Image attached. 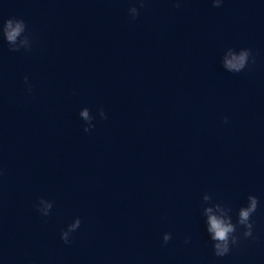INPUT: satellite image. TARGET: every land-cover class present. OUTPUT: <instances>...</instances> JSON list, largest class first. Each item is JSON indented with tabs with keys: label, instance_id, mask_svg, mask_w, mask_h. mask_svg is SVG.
<instances>
[{
	"label": "clouds",
	"instance_id": "obj_1",
	"mask_svg": "<svg viewBox=\"0 0 264 264\" xmlns=\"http://www.w3.org/2000/svg\"><path fill=\"white\" fill-rule=\"evenodd\" d=\"M224 0H212L213 7H220ZM140 8H143L145 0H138ZM179 7V2L176 3ZM131 19L135 20L139 14L140 9L136 6L129 8ZM0 37L8 44L9 51L25 52L31 51L33 47V39L28 29V24L23 18L9 17L0 20ZM222 67L231 73H240L249 67L250 64L255 63V56L251 49L241 48L239 50L227 48L221 59ZM24 82L27 85V92L31 93L32 87L28 82V77H24ZM80 118L85 122L84 132H90L95 124L93 123L95 117L91 110L87 107L79 112ZM99 116L101 119H107V115L103 108L99 109ZM227 123V117H225ZM203 209L202 214L205 217L206 231L212 241L213 253L217 257H224L228 255L234 246L240 243L241 237L244 239L252 238L254 234L253 215L257 212L260 201L257 196L249 195L247 197V204L241 206L236 211V220L233 222V209L222 203L215 202L213 197L205 193L202 197ZM36 211L42 217H48L53 208V202L43 197L39 198L35 205ZM81 219L75 218L66 229L61 230L60 238L65 244L72 242V234L75 233L81 226ZM172 239L171 233H164L162 240L167 244ZM187 242V241H186Z\"/></svg>",
	"mask_w": 264,
	"mask_h": 264
}]
</instances>
